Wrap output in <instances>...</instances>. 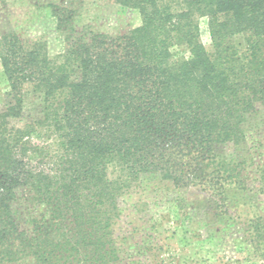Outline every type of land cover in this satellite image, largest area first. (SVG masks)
I'll return each instance as SVG.
<instances>
[{
    "label": "trees",
    "instance_id": "16d2710c",
    "mask_svg": "<svg viewBox=\"0 0 264 264\" xmlns=\"http://www.w3.org/2000/svg\"><path fill=\"white\" fill-rule=\"evenodd\" d=\"M116 1L139 10L142 27L73 42L56 59L45 46H25L18 34L0 39L10 82L0 113V264L26 255L39 264L110 262L107 216L116 210V192L130 186L133 174L150 172L144 165L154 166V153L156 166L166 170L162 177L179 169V177L204 180L217 198L236 183L234 170L212 149L242 139L232 113L243 119L254 101L264 105V0ZM204 12L230 22H213L214 55L204 50L195 19ZM227 34L248 36L247 53L223 46ZM174 47H187L191 56L174 59ZM229 75L247 84L230 83ZM26 91L40 95L42 114L24 122ZM35 134L44 139L40 144ZM121 163L138 169L128 176L122 169L126 176L116 182L108 166L119 171ZM58 232L63 235L54 244ZM82 240L95 248L92 258L81 255ZM64 254L73 259L67 263Z\"/></svg>",
    "mask_w": 264,
    "mask_h": 264
},
{
    "label": "rangeland",
    "instance_id": "374dc122",
    "mask_svg": "<svg viewBox=\"0 0 264 264\" xmlns=\"http://www.w3.org/2000/svg\"><path fill=\"white\" fill-rule=\"evenodd\" d=\"M195 19L204 50L214 55L213 22H229L228 16L220 15L213 21L204 12ZM142 24L139 10L123 7L116 0H0V39L18 34L25 46L30 43L45 46L44 52L51 59L59 57L73 42L88 41L92 35L121 37ZM227 35L220 41L223 46L247 53L248 36ZM171 52L178 61L191 56L187 47H174ZM1 62L0 113H3L10 82ZM227 79L230 83L247 84V79L233 75ZM26 92L24 122L34 121L42 114L40 95L35 99L30 91ZM192 95L193 90L187 94L189 103ZM252 104L253 109L246 111L243 119L234 113L230 117L235 128L242 131V139L219 142L212 149L217 161L236 174V183L226 186L224 197L214 196L204 180L200 184L189 180V175L179 177V169H172V178L162 177L166 170L162 171L164 166H156L154 153V166L144 165L150 172L133 174L130 186L116 192V210L107 216L111 218L112 235L108 242L112 246L105 249L113 256L106 264H264V105L262 101ZM34 136L35 143L44 140ZM53 140L49 144H55ZM137 166L121 163L117 166L119 171L108 166L109 178L122 181L126 173L121 170L128 169V176L131 167L138 169ZM20 221L25 226L27 219ZM61 235L63 232L51 237L54 244ZM81 244L85 248L81 255L92 258L93 245L86 240ZM63 256L67 263L73 259L69 254ZM14 264H39V261L34 255H26Z\"/></svg>",
    "mask_w": 264,
    "mask_h": 264
}]
</instances>
